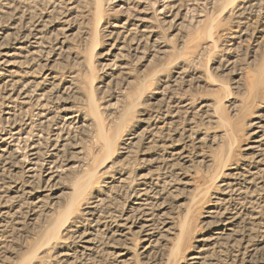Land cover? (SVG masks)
<instances>
[{
  "label": "bare ground",
  "instance_id": "obj_1",
  "mask_svg": "<svg viewBox=\"0 0 264 264\" xmlns=\"http://www.w3.org/2000/svg\"><path fill=\"white\" fill-rule=\"evenodd\" d=\"M221 1L217 18L226 14L241 26L255 8L251 0H0V264H38L49 250H56L54 260L45 264H132L138 255L150 261L166 242L178 249L185 225H176L168 200L188 194L191 206L211 190L193 187L196 172L190 168L193 158L210 162L201 156L209 138L197 122L218 118L212 100H195L174 88L178 80L206 82L197 74L180 77L184 65L171 77L155 71L125 110H139L137 130L125 126L113 136L107 135L94 95L113 90L115 102L107 107L116 108L121 93L113 88L118 77L128 76L129 65L165 58L170 47L164 31L197 30L205 20L198 6ZM108 12L121 19L102 27ZM89 20L95 27L91 35ZM212 28L211 23L208 38ZM235 34L231 39L244 32ZM87 38L85 59L73 43ZM98 38L104 48L93 61ZM67 61L87 73L85 84L77 72L64 70ZM224 67L219 63L215 69ZM247 128L239 167L212 179L215 192L200 222L210 230L194 238L187 264H264V110ZM115 153L124 159L139 153L146 167L130 180L135 184L124 213L108 209L112 189L123 191L127 177L117 169L114 180L95 178ZM97 154L101 162L90 167ZM41 222L46 224L41 242L19 257L17 243Z\"/></svg>",
  "mask_w": 264,
  "mask_h": 264
},
{
  "label": "rangeland",
  "instance_id": "obj_2",
  "mask_svg": "<svg viewBox=\"0 0 264 264\" xmlns=\"http://www.w3.org/2000/svg\"><path fill=\"white\" fill-rule=\"evenodd\" d=\"M251 1L255 4V8L248 11L247 19L243 21L242 26L232 17H227L226 14H222L217 18L223 1L216 3L212 8L208 5L198 6L197 10L204 15L205 20L197 30L194 31L187 28L180 31L172 29L164 31L162 34L163 38L166 45L170 47L168 55L161 60L156 61L154 59L151 62L143 63V65H141L142 63L136 64L132 62L129 65L128 76L118 77V80H116L118 82L114 85L113 89L116 93H121V98H119L120 102H118L116 108L110 110L107 107V105L115 102L113 90L102 97L98 94L97 96L96 94L94 95V100L97 98L96 102L99 105L100 113L105 119V124L108 125V136H113L118 129L125 126L130 129L129 132L131 133H133L131 129L133 131L137 130L135 120L138 117L136 112L139 110L132 108L127 113L125 110L131 104V99L138 93L139 88H144V86L146 88L143 81L157 70L162 74V77H171L175 71H179L177 70L178 67L184 65V75L180 76L184 77L183 79L192 76V74L202 75L206 84L194 85L192 81L184 83L183 81L185 80H178L174 89L176 92H180V94L192 95L195 100L206 98L212 100L217 105L218 119H215L211 124L203 122L199 124L197 122V127L202 126L201 131L206 133L209 138V141L206 139L202 142L203 144L200 147L202 151L201 156L206 157L210 162L204 163V161H201L200 163H196L200 158H193L190 168L196 172V175H193L195 181L193 187H200L199 189H206L207 187L210 189L211 187V190L207 194L196 197L194 204L191 206L188 205V201L191 198V196L188 197V194H186V198L184 195V197H179L180 199L168 200L167 207L170 209L176 225L184 221V240L178 249H176L177 247L173 249V242L163 243L160 246L159 252L153 255L150 261L146 262L138 255L132 258V264H187V256L193 251V249H190V246L193 244L194 238L205 235L210 230L201 227L200 222L203 220L204 211L210 206L212 194L215 192L214 184H211L212 179L218 177L222 172L221 170H225L227 167L228 171L234 170L241 163L242 147L246 143L247 125L249 121L254 119L256 113L264 110V34L260 32L262 23L264 22V19H262L264 17V14H262L264 12V0ZM111 14L107 13L105 21L102 22V27H107L109 23L121 19L117 14ZM78 20L80 23L83 22V26H85V23L87 24V21L83 19ZM211 23L213 24L211 30L212 39L206 35L208 34V25ZM88 27L90 28V35L91 32L92 34L95 33V27H93L91 20L88 21ZM240 29H242L244 34L237 39H231L236 35L235 32H238ZM87 39L86 41L77 39L73 43L74 52L79 53L85 59L90 47V38ZM101 40L99 38L95 40L97 47L93 51V61L97 60L95 54L103 51L104 47L100 45L102 43ZM212 41L215 43L214 45L211 43ZM179 61H181L180 64L177 63ZM219 63H223L224 69H215ZM63 68L66 72H77L80 83L85 84L87 81V73L80 71L81 67L74 66L72 61H67L63 65ZM94 69L97 72L96 67ZM97 74L100 75V73ZM125 79L130 83L126 84ZM102 81L103 79L98 81V84ZM146 94L141 95L138 102L146 99ZM167 95L170 94L167 93ZM111 113L112 115H110ZM105 114L108 116L105 117ZM181 123L185 124V121H181ZM140 159L141 155L139 153H133L125 159L115 153L108 159V163H104L103 167L97 171L95 178L98 182H102L105 179H109V181L116 179L118 177V175L115 176L117 169L118 172L123 173L127 177L124 192L121 190L119 193H116V189H112L111 196L109 197L112 207L109 206L108 211L124 213V210L129 207L132 200L129 198L131 191L129 188H132V185L135 184L134 182L131 183V181L135 180V176L146 172V167L141 163ZM225 159L227 162H225ZM100 162L101 156L97 154L94 162L89 163V166L94 167ZM222 167L225 168L223 169ZM65 184L69 185L70 181L66 180ZM64 192L69 193V190H64ZM179 204H182L183 208L178 207ZM188 206L190 207V213L185 217L183 209H187ZM41 223L38 224V228L36 227L33 232L28 230V234L25 233L22 241L17 243L16 249L18 252L20 251L18 253L19 257L29 252L35 242L36 244L41 242L46 226L44 222ZM60 242L63 244L65 241L61 240ZM137 249H133L134 253L135 251L137 252ZM169 251L172 253L170 257L169 254L171 253ZM55 252L56 250L44 252L40 255V257H43H41V260H38V264L53 262ZM259 257V255L256 256L252 261L259 260Z\"/></svg>",
  "mask_w": 264,
  "mask_h": 264
}]
</instances>
